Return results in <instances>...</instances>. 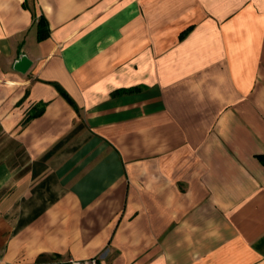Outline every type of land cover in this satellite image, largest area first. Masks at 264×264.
<instances>
[{
	"label": "crops",
	"instance_id": "1",
	"mask_svg": "<svg viewBox=\"0 0 264 264\" xmlns=\"http://www.w3.org/2000/svg\"><path fill=\"white\" fill-rule=\"evenodd\" d=\"M89 258L264 264V0H0V264Z\"/></svg>",
	"mask_w": 264,
	"mask_h": 264
},
{
	"label": "trees",
	"instance_id": "2",
	"mask_svg": "<svg viewBox=\"0 0 264 264\" xmlns=\"http://www.w3.org/2000/svg\"><path fill=\"white\" fill-rule=\"evenodd\" d=\"M37 24L39 40H42L48 36L47 23L44 20H39Z\"/></svg>",
	"mask_w": 264,
	"mask_h": 264
},
{
	"label": "water",
	"instance_id": "3",
	"mask_svg": "<svg viewBox=\"0 0 264 264\" xmlns=\"http://www.w3.org/2000/svg\"><path fill=\"white\" fill-rule=\"evenodd\" d=\"M31 65V62L23 57L20 62L17 63L16 69L22 72H25Z\"/></svg>",
	"mask_w": 264,
	"mask_h": 264
},
{
	"label": "built area",
	"instance_id": "4",
	"mask_svg": "<svg viewBox=\"0 0 264 264\" xmlns=\"http://www.w3.org/2000/svg\"><path fill=\"white\" fill-rule=\"evenodd\" d=\"M72 264H98V260L96 258H89L80 261H72Z\"/></svg>",
	"mask_w": 264,
	"mask_h": 264
}]
</instances>
